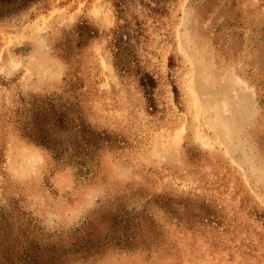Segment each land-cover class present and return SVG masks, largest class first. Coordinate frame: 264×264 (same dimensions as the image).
I'll return each mask as SVG.
<instances>
[{"label": "rangeland", "instance_id": "obj_1", "mask_svg": "<svg viewBox=\"0 0 264 264\" xmlns=\"http://www.w3.org/2000/svg\"><path fill=\"white\" fill-rule=\"evenodd\" d=\"M0 264H264V0H0Z\"/></svg>", "mask_w": 264, "mask_h": 264}, {"label": "bare ground", "instance_id": "obj_2", "mask_svg": "<svg viewBox=\"0 0 264 264\" xmlns=\"http://www.w3.org/2000/svg\"><path fill=\"white\" fill-rule=\"evenodd\" d=\"M219 137V136H218ZM225 137V136H224ZM220 138V137H219Z\"/></svg>", "mask_w": 264, "mask_h": 264}]
</instances>
